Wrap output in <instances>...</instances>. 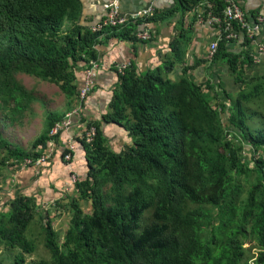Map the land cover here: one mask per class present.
Listing matches in <instances>:
<instances>
[{"label": "trees", "instance_id": "trees-1", "mask_svg": "<svg viewBox=\"0 0 264 264\" xmlns=\"http://www.w3.org/2000/svg\"><path fill=\"white\" fill-rule=\"evenodd\" d=\"M201 1L175 0L170 10L156 9L146 19L150 41L156 36L153 23L175 12L184 19ZM207 2L220 17L223 1ZM81 8L80 0H0L2 129L3 123H18L36 99L17 75L56 84L68 113L80 102L76 73L97 61L104 31L139 42L134 25L99 32L79 26ZM186 33L180 29L160 67L137 73L128 64L117 72L111 109L101 121L86 123V129H95L92 142L84 141V132L77 137L88 170L75 178L74 196L51 204L52 210L19 192L5 199L0 249L18 251L9 264H264V119L262 127L249 125L258 116L251 103L264 97V73L248 76L255 65L250 40L232 52L233 40L222 36L212 62L227 63L241 85L237 91L228 92L219 82H193L190 71L197 63L173 79L177 65L187 63ZM66 114L47 113L30 150L13 147L0 135V183L2 172L15 171L27 159L35 166L47 154L51 140L58 142L51 130ZM101 122L119 125L130 142L113 150ZM68 153L64 147L62 159ZM82 202L89 203V212ZM62 208L68 226L61 236L53 222ZM39 239L50 258L27 262Z\"/></svg>", "mask_w": 264, "mask_h": 264}, {"label": "crops", "instance_id": "crops-1", "mask_svg": "<svg viewBox=\"0 0 264 264\" xmlns=\"http://www.w3.org/2000/svg\"><path fill=\"white\" fill-rule=\"evenodd\" d=\"M110 0H80L82 3L81 14L78 18V25L91 31L90 27L99 23L105 17L104 4ZM246 11L250 19L257 15L264 17V0H237ZM150 0H120L123 11L131 12L145 7ZM176 5L175 0H158L157 9L159 11L170 10ZM207 0L194 5L188 11L184 19L180 12L166 21L153 23L155 39L143 43L132 42L129 40H119L108 37L111 31H104V40L97 45V72H95V85L91 92L86 96L79 114L72 118L69 130H62L55 143L56 151L53 152L51 159L38 166H18L15 171L6 170L3 182L0 183V210L6 211L3 203L5 199H10L16 192L33 197L40 206H51V204L62 202L66 203L68 197L75 195L74 177H85L87 172L86 152L76 142L78 135L85 130L86 123L89 121H101L104 114L111 109L112 100L119 84V74L117 64H133L137 73H145L160 67L171 53V43L178 35L180 29L187 31L189 39L186 46L185 65H177L174 72L170 75L173 79L179 78L183 73V68L187 64L197 63L190 71V79L193 82H219L228 92L237 91L240 88L235 84L228 70V65L224 61L212 62L209 54L210 44L218 38V31L214 25L209 23V15L204 14ZM161 14V12H160ZM92 32V31H91ZM256 43L262 47L260 53H253L256 61L248 76H258L264 73V29L259 33ZM243 43L233 40L229 45L232 52H239ZM256 49L255 43L252 52ZM78 88L83 85L84 74L76 73ZM214 100V99H213ZM77 105L71 108V110ZM70 112V110H69ZM68 112V113H69ZM60 113H67L66 99ZM67 113V114H68ZM47 116V115H46ZM66 116V115H65ZM82 120V122H81ZM46 119L42 122L45 127ZM102 136L107 139L108 145L119 152L123 146L130 142L127 132L119 125L111 123H100ZM5 131V130H4ZM72 140L74 150L71 151V159H62V149L66 147L68 141ZM78 141V140H77ZM25 150V149H23ZM29 150V149H26ZM7 197V198H5ZM52 210V207H49Z\"/></svg>", "mask_w": 264, "mask_h": 264}, {"label": "built area", "instance_id": "built-area-1", "mask_svg": "<svg viewBox=\"0 0 264 264\" xmlns=\"http://www.w3.org/2000/svg\"><path fill=\"white\" fill-rule=\"evenodd\" d=\"M157 1L158 0H150L145 7L138 9L136 11H123L120 5V0H110L104 4V8L106 10L105 17L96 25L90 27L92 32H99L106 28L111 27H124L128 25L135 26L134 35L138 41L147 42L150 41L153 37L152 26L146 22V19L153 17L155 15L157 9ZM223 8L222 15L217 17L212 15L211 9L207 10L209 15V23L214 25L218 31V38L215 42L210 44L209 54L212 58L215 53L218 42L222 39V36L226 40H237L244 43L246 40H250L252 42V46L255 43L256 49L252 52V58H256L253 53H260L262 51V47L256 43V39L264 29V17L262 15H257L255 18L250 19L243 7L237 2V0H222ZM208 7H212L210 3L207 2ZM236 26L234 27V24ZM237 28V30H235ZM90 67L85 70L84 74V82L78 91V96L80 102L70 110L68 114H66L65 118L55 124V126L51 130V137L58 136L59 133L64 130H69V126L71 124L70 119L79 114V109L81 108L83 102L86 99V96L91 91L93 86L95 85V72L97 70L98 64L97 61H90ZM128 64H117L116 69L119 74H122ZM84 133V141L86 143H90L93 140V136L95 134L94 127L90 126L83 131ZM82 132L78 136L83 135ZM74 143L72 140L66 143V149L69 151L74 150ZM55 146V142L51 140L49 144V149L47 154L40 157L38 160L34 162V165H41L45 163L51 156L53 155V149ZM71 158V154L68 153L65 155L64 159L69 161ZM31 165V161L29 159L25 160L21 166ZM75 179V177H74Z\"/></svg>", "mask_w": 264, "mask_h": 264}, {"label": "rangeland", "instance_id": "rangeland-1", "mask_svg": "<svg viewBox=\"0 0 264 264\" xmlns=\"http://www.w3.org/2000/svg\"><path fill=\"white\" fill-rule=\"evenodd\" d=\"M17 79L20 80L27 89L32 90L36 99L31 103L30 108L14 126H9L3 123L2 129L0 118V135L1 137L4 136L13 147L17 146L25 150H30L32 141L41 133L42 129H44V126L41 124L45 121L47 113L52 112V110L60 112L64 106L66 98L56 84L44 82L25 75H17ZM251 107L257 109L258 116H256L252 122L250 121L249 125L252 128L258 126L262 127L260 125L264 119V97L260 98L259 101L252 102ZM4 172H2V175ZM2 180L3 178L1 177V183ZM82 205L85 212L90 211L89 203L82 202ZM55 215L53 228L62 236L68 226V216L66 211H63V208L60 211L56 210ZM59 242H62V238L59 239ZM246 247H248V245H246ZM17 254L18 251L16 249L9 250V252L0 249V263H11L13 261V255ZM40 258H50L48 251L44 248V245H42L41 239L37 241V252L34 255L26 256V261L32 262V260L36 261Z\"/></svg>", "mask_w": 264, "mask_h": 264}]
</instances>
